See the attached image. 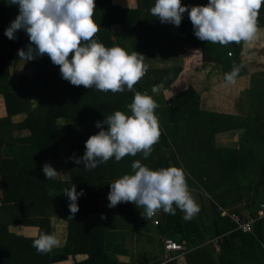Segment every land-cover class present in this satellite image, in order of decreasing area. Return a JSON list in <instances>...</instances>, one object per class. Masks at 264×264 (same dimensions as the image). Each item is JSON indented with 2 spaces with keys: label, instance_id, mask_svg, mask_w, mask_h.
Returning a JSON list of instances; mask_svg holds the SVG:
<instances>
[{
  "label": "trees",
  "instance_id": "16d2710c",
  "mask_svg": "<svg viewBox=\"0 0 264 264\" xmlns=\"http://www.w3.org/2000/svg\"><path fill=\"white\" fill-rule=\"evenodd\" d=\"M10 2L0 0V95L5 103L4 106L0 100V109L5 107L7 112L0 117V264H51L79 254L88 257L74 258L72 264H158L163 260L154 255L152 249L160 245L162 235L168 234L177 241L186 239L190 248L202 244L209 230L206 207L190 220L184 219L185 213L175 204V215L160 209L150 218L142 216L143 209L133 202L103 207L110 203L107 199L110 184L131 174V165L136 160L152 170L177 163V168L186 175L187 185L194 183V177H202L207 181L204 187L196 186L202 198L204 190L211 191L208 163L211 167L220 164L225 167L238 162L242 150L249 154L261 153L264 190V123H261L262 129L258 123V117L264 113V93L252 96L246 116L213 115L201 107L200 91L187 78L191 69L211 61L216 66L221 65L224 80L234 63L242 65L237 77L245 75L247 68L252 67L248 59L242 58L245 53H251L246 43H230L224 53L217 44L195 37L187 12L179 27L153 17L149 10L155 0H137L133 7L122 5L121 0H95L93 20L99 31L93 39L107 48L119 46L128 54L136 51L145 57L144 64L149 66V72L146 71L132 91L125 88L123 93H105L94 86L89 89L70 84L47 55L27 62L20 59L18 50L26 49L30 41L23 30L16 32L14 40L4 35L19 14V8L9 5ZM208 3L209 0H181L182 5L190 7ZM259 27H264V4L259 10ZM179 53H183L181 64L173 68L152 67L155 58L165 60ZM259 80L264 89V78ZM136 92L151 96L158 105L155 115L161 135L151 154L147 158H143L142 153L126 155L119 162L113 157L91 171L84 169L83 164H75L70 157L84 155L86 140L100 131L96 122H102L115 111L130 115L129 105ZM259 101L263 102L258 104ZM18 114L25 117L16 121L13 117ZM25 130L27 133L22 134ZM225 130L241 133V148L218 146L217 136ZM52 162L74 166L70 179H47L42 168ZM72 184L76 185L77 192L83 189L84 194L78 198L79 211L74 217H69L70 201L66 196L64 216L68 222V242L63 248L38 254L32 246L33 240L42 232L50 234V216L57 207L56 197ZM240 190L242 197L243 190ZM259 191L260 188L256 195ZM211 203L216 217L215 236L211 238L222 236V248L220 256L213 254L215 250L204 252L207 256L202 257L199 264H227L224 262H229L227 249L230 246L232 250L240 249L232 245L233 239L240 235L234 231L235 224L228 217L218 214L217 202L211 200ZM94 213L98 214L97 221L85 220ZM12 225L36 226L38 236L25 237L10 232ZM125 227L134 229L130 238L134 245L148 248L138 247L132 254L125 241L120 244L117 233ZM157 230L161 232L158 240ZM229 230L233 232L226 233ZM124 239L128 240L126 236ZM249 243L255 249L256 241ZM125 254H130V262L119 259ZM196 256L190 255L189 262Z\"/></svg>",
  "mask_w": 264,
  "mask_h": 264
},
{
  "label": "clouds",
  "instance_id": "9594fccd",
  "mask_svg": "<svg viewBox=\"0 0 264 264\" xmlns=\"http://www.w3.org/2000/svg\"><path fill=\"white\" fill-rule=\"evenodd\" d=\"M262 4L264 0H209L206 6L190 7L182 5L181 0H155L149 11L161 23L177 27L187 12L196 38L226 46L250 43L256 37ZM9 5H16L19 14L4 35L14 40L16 32L23 30L30 41L26 49L18 50L19 58L27 62L47 55L59 66L61 77L74 86L83 85L89 89L94 86L105 93H123L125 88L132 91L147 71L145 57L138 52L128 54L119 46L107 48L93 39L99 31L93 20L95 0H11ZM241 67L233 64L231 72L225 74L227 83H235ZM129 107L131 115L115 111L102 122L97 121L95 126L100 131L86 140L84 155L70 159L91 171L113 157L117 162L126 155L138 153L147 158L161 135L155 115L158 105L151 96L136 92ZM131 169V174L110 184L109 207L133 202L143 209L142 216L149 218L160 209L175 215L179 208L185 213V220H190L199 211L182 169L152 170L140 160L134 161ZM42 171L47 179L60 175L48 163L43 165ZM63 193L70 201L69 217H74L79 211L78 198L84 190L77 192L76 185L72 184ZM235 229L241 230L236 226ZM32 246L38 254H47L60 246V240L42 232L33 240Z\"/></svg>",
  "mask_w": 264,
  "mask_h": 264
},
{
  "label": "crops",
  "instance_id": "0c3cea01",
  "mask_svg": "<svg viewBox=\"0 0 264 264\" xmlns=\"http://www.w3.org/2000/svg\"><path fill=\"white\" fill-rule=\"evenodd\" d=\"M134 5H131V7H133ZM258 30H264V27H259ZM217 45H220L218 43H216ZM248 44V47L253 48ZM229 45V44H228ZM257 52L253 53H245L242 58L243 59H248V61L251 63L252 67H249V69L247 68V73L243 76H239L238 78H236L237 83H239L242 87V93L241 96L242 98H244V101H242V103L240 104V107L242 105L247 107V110L244 111H238L236 113H231V112H225V111H220L217 109H208V108H202L207 111L208 113H212L213 115H239V116H243V115H248L250 108H251V98L252 96L254 97H258L260 95H262L264 93V89H263V83L259 80V78H261L263 80L264 78V66L262 67H258L256 65H254V63L258 60L256 59ZM261 56V58H263L264 60V48H262V52L259 53V56ZM253 59V61H252ZM255 60V61H254ZM211 64H215V62H209L203 66H199L196 68H193L190 70V77L192 81H195V79L197 78V74L200 76V74L203 72V74H205L207 72L208 69L210 68ZM216 65V64H215ZM217 68L222 72L221 65L217 64ZM209 67V68H207ZM206 71V72H205ZM212 72V70L210 71ZM222 74V73H221ZM251 77V81L250 84L247 85V80L248 78ZM222 78H223V74H222ZM222 82H224L225 84H229L226 82V80H221ZM193 85V84H192ZM197 90L198 88L193 85ZM240 87L235 86L234 88H232L231 92H237V90ZM199 91V90H198ZM255 93H252V92ZM201 96H203L201 94ZM203 98V97H202ZM263 101H259L258 104H261ZM5 104V103H4ZM1 110V109H0ZM6 110V108H5ZM239 113V114H237ZM258 123L259 125H261V121H259L258 119ZM225 125V124H223ZM225 132H229L232 135H234L232 138L227 137L224 138L221 142L218 143L219 147H234V148H241V140H242V135L240 132H233L225 130L223 131ZM222 133V132H220ZM219 133V134H220ZM218 134V136H219ZM217 136V138H218ZM234 137H238V141H232L230 142L232 139L234 140ZM226 143L224 146H221L222 143ZM222 148V149H223ZM239 157H238V162L233 163L231 165H226L225 167H220V165H216L211 167L208 163V171L210 172L211 169H214V176H211V179H209V189H211L210 192H207L206 190H204V196L200 195L199 190L197 189L196 186H200V187H204L201 186L200 182L194 179V183H189L188 184V189L189 192L192 196V198L194 199L195 203L197 204L199 211H202L203 208L206 207V209H208V220H209V230L206 232L205 234V241L198 245L195 246L193 248L189 247V252L186 255H182L180 256L175 262V264H199L202 260L201 258L204 256H207V253L204 252H211L215 250V246L212 243V240L215 238H211L212 235L215 236V213L214 210H211L212 208V203L211 200H215L217 202L218 208H217V212L220 216H226L228 217L234 224L235 222L233 221V219L231 218V216L233 214H241L245 219L252 221V226L253 229L252 231H242V230H236L234 228V231L237 232V235H240L239 237H235V239H233V243L232 245H235V247H240V249L236 250H232L231 246L227 249L228 251V255L227 258L229 259V262L224 260L225 263L227 264H264V190H262V171H263V162H262V158H261V153L257 154H251L250 156L245 158L244 156V151H241V154L239 153ZM253 159H258L256 163L253 164V167L249 166L248 170H256V176L254 181H250L251 187L248 191H245L244 188H242L243 192H242V198L241 197V187H238L237 185L234 184V175L236 173H240L239 171H243L244 174L247 173L246 170V163H250L253 162ZM210 175V174H209ZM260 188V191L258 193V195H256L257 189ZM208 189V188H207ZM256 195V196H255ZM253 197H255L256 200L253 201ZM250 202V205H249ZM199 211L196 213L198 214ZM61 215H59V219L60 222H58L59 224V229L57 230V232L54 233V235L60 240V246L59 247H55L53 249H60L63 248L64 245L68 242V222L64 216V213H60ZM55 216V214L53 213L50 216V224H51V220L53 219ZM88 218V219H87ZM86 219L89 222H95L98 220V214H92L86 217ZM54 221L56 222L57 219L54 218L53 220V224ZM236 226V224H235ZM9 231H15L16 233L20 234V235H24L25 237H36L38 236V228L36 226H10L9 227ZM59 232V233H58ZM157 232L161 233L160 230H157ZM227 232H233V230H229L226 231ZM50 234H51V229H50ZM168 237V234L162 235L159 247L158 246H154L153 247V254L157 255L158 258L163 260V253L161 255V252L159 251L160 249L162 250V252H164L163 249V243L162 240L163 238ZM246 237V238H245ZM64 238H66L64 240ZM250 238V239H248ZM252 239V240H251ZM186 240V239H185ZM253 240L256 241V247L255 249H253L252 244L249 242H252ZM187 241V240H186ZM257 242L259 244H257ZM188 243V242H187ZM138 247H143L144 249L148 248L145 247L144 245H141ZM3 250V249H2ZM151 250V248H150ZM132 254H135L137 252V249H133L130 250ZM216 252V253H215ZM215 252H213V254L215 256H220V252H217L215 250ZM201 253V254H200ZM197 254L196 257L193 258V260L191 261V263L189 262V256ZM227 254V253H226ZM225 254V257H226ZM82 255H86V254H79L75 257L70 256L68 260L66 261H60V262H55V263H51V264H72L74 263V258H76L77 260H84L88 257V255H86V257H83ZM119 259H121L122 261L125 262H130L131 261V257L130 254H125L122 256H119ZM172 263V262H171ZM158 264H167V263H158Z\"/></svg>",
  "mask_w": 264,
  "mask_h": 264
},
{
  "label": "rangeland",
  "instance_id": "374dc122",
  "mask_svg": "<svg viewBox=\"0 0 264 264\" xmlns=\"http://www.w3.org/2000/svg\"><path fill=\"white\" fill-rule=\"evenodd\" d=\"M122 5L125 6H131L134 5L136 6L137 4V0H121ZM246 45L248 46V44L246 43ZM249 45L253 48L250 49V47H248L250 52H257V55L255 56L256 59H258L254 65L256 66H264V60L263 58H261L262 55L259 56V53L262 52V48H264V30H258L256 37L249 43ZM220 48H218L220 51H223L224 53L226 52V49L228 48L229 45H218ZM182 58H183V53H179V54H175L172 55V57H168L165 60H157V58H155L156 61H152V67L160 69V68H173L176 64H181L182 62ZM213 62V61H211ZM147 66V72H149V66ZM209 68V67H207ZM211 69H208L207 72L205 74H203V72L200 74V76L197 74V78L195 79V81L191 80L190 77V71H189V76L187 77L189 79V83L195 85L198 90L200 91V94H202L203 96H201V105L203 106V108H208V109H217L220 111H225V112H231V113H236L238 111H244L247 110V107L242 105L240 107V104L242 103V101H244V98H242L241 93H242V86L235 82L234 84H225L224 82H222L221 80H223L222 78V74L221 71L217 68V66L214 64L210 65ZM212 70V72H210ZM238 78V77H237ZM251 81V77L248 78L247 80V85L250 84ZM184 83H188V82H184ZM235 86L240 87L237 92H231L232 88H234ZM252 93H255L254 91ZM264 96V95H263ZM203 97V98H202ZM264 99V98H263ZM0 100L3 101L4 103V97L2 95H0ZM257 102V99H256ZM35 105V103H34ZM5 106V104H4ZM201 106V107H202ZM7 114L5 107L4 109L0 110V117H3ZM239 114V113H237ZM131 115V113H130ZM245 116V115H243ZM25 117V115H16L14 116V120L16 121H20ZM251 117V115H250ZM249 117V118H250ZM259 121L264 123V113L261 112L260 116L258 117ZM260 128L262 125H259ZM262 129V128H261ZM27 133V131H23L22 134ZM234 135H232L229 132H222L219 134L218 138H217V144L219 142H221L224 138L230 137L232 138ZM232 141H238V137H234V140L232 139L230 142ZM226 143H222L221 146H224ZM244 156H250L249 153L245 152ZM258 159H253V162L250 163H246L247 167V173L244 174L243 171H239L240 173H236L234 175V184L237 185L238 187L244 188L245 191H248L251 187L250 181H254L255 176L257 171L256 170H248L249 166L253 167V164L257 162ZM173 166L172 167H177V163H171ZM55 170H57L58 173H60V175H58L57 177H60L62 179H70L71 174V168L74 166H67V165H62L59 162H52L50 164ZM210 177L214 176V169H211L210 172ZM77 176L80 175V172L76 173ZM186 177V175H185ZM195 179H197L201 186H203L207 181L203 180L202 177H194ZM264 197V196H263ZM56 202H57V207L56 210L54 212L55 216H53V219L51 220V224H50V229H51V235H54L55 232H57V230L59 229V224L58 222H60L59 219V215H61L60 213H64L66 210V195L63 193H61L60 196L56 197ZM109 207L108 205H103V207ZM95 214V213H94ZM92 215V214H91ZM89 216V215H88ZM57 219V221H54L53 224V220ZM88 219V218H87ZM87 219H85L86 221H88ZM127 221V220H124ZM93 223V222H91ZM124 224V223H123ZM153 228V227H152ZM134 229H132L131 227H125V229L120 230L117 234H119L120 237V244H123V242L125 241L126 246L128 247L129 250H133V249H138V245H134L133 240L130 239L133 237V232ZM156 228L154 231H152L153 233H155ZM59 233V232H58ZM110 233V232H109ZM55 236V235H54ZM127 237V241L124 239L122 240L124 237ZM157 240L159 238H161L160 233H157L156 236ZM66 238H64L65 240ZM159 247V245H157ZM161 252V255L164 252H162V250H159ZM83 257H86V255H82ZM164 258V256H163Z\"/></svg>",
  "mask_w": 264,
  "mask_h": 264
},
{
  "label": "built area",
  "instance_id": "2783aa9c",
  "mask_svg": "<svg viewBox=\"0 0 264 264\" xmlns=\"http://www.w3.org/2000/svg\"><path fill=\"white\" fill-rule=\"evenodd\" d=\"M230 54L231 53L229 52V55ZM231 218L235 222L237 229H241L243 231H252V221L245 219L241 214H233ZM222 242V236H217L212 240V243L215 246V250L217 252L221 251ZM163 249V263L173 262L180 256L186 255L189 252L188 243L185 239L177 241L171 237L163 238Z\"/></svg>",
  "mask_w": 264,
  "mask_h": 264
},
{
  "label": "water",
  "instance_id": "95a60500",
  "mask_svg": "<svg viewBox=\"0 0 264 264\" xmlns=\"http://www.w3.org/2000/svg\"><path fill=\"white\" fill-rule=\"evenodd\" d=\"M154 89L156 90V89H157V87H154Z\"/></svg>",
  "mask_w": 264,
  "mask_h": 264
}]
</instances>
